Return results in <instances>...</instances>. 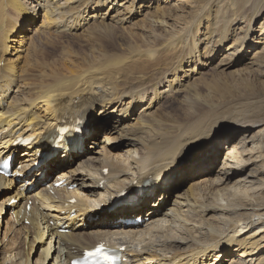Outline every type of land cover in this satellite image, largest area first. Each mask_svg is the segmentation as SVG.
Returning <instances> with one entry per match:
<instances>
[{
	"label": "bare ground",
	"instance_id": "6f19581e",
	"mask_svg": "<svg viewBox=\"0 0 264 264\" xmlns=\"http://www.w3.org/2000/svg\"><path fill=\"white\" fill-rule=\"evenodd\" d=\"M124 30L149 40L49 60L63 35ZM229 76L264 81L259 0H0V164L19 161L0 175V264H32L35 243L36 264L98 245L122 264H264V96L218 97Z\"/></svg>",
	"mask_w": 264,
	"mask_h": 264
},
{
	"label": "rangeland",
	"instance_id": "374dc122",
	"mask_svg": "<svg viewBox=\"0 0 264 264\" xmlns=\"http://www.w3.org/2000/svg\"><path fill=\"white\" fill-rule=\"evenodd\" d=\"M186 1L188 3H190L191 0H186ZM163 2H166V0H163ZM261 5H264V0H262V1L259 0V6H261ZM183 8L186 9V8H188V6L185 5V6H183ZM178 14L179 13L176 10L173 11V13H172L173 18L176 17ZM205 23H206V21L204 20V22H202V27L204 26L203 24H205ZM30 31L28 33H26V36H29ZM127 34H129V35H127ZM145 35H147V34H145L142 31L124 30V32H121L120 34L119 33H113V34L108 33V35H105L104 36L105 38H103L101 36V33H99L98 35H96V37L90 43H84V41H79L78 39L76 40L75 38H73L69 35H63L61 37V39H59V41L56 43L55 46L48 47V50L50 52L49 60L51 59L50 62H56L58 64L63 62L62 61L63 58H61V56H62L61 52L62 51L69 53L68 56L64 57L65 59H74L76 61L77 60L80 61L84 57V55H86V56H87V54L91 55L93 51H95L97 53L108 54V55L109 54L120 55V53H122L124 51L123 49L128 47L130 42L133 44L141 46L146 41H148L149 39H147L145 37ZM221 80H223L222 81L223 86L219 88L220 91L217 93L219 94L218 97L220 95L222 96L221 97L222 99H225V100L231 99L232 96L229 97L228 94H236L238 92H241L243 94H254L255 93L257 95L264 96V81L263 80H260V81L257 80V82L253 85L252 88L247 87L248 79L240 78L239 76L234 77V78H231L229 76V77L222 78ZM253 91H254V93H252ZM225 100H222L221 103L222 102L224 103ZM176 105H177L176 102L172 103V105H171L172 109L171 110L175 111ZM229 112H231V111L229 110ZM16 165H17V162H16ZM57 174H58V171L54 172L52 174L51 178H53ZM8 207L9 206H7V209H8ZM5 209L3 211L4 216L2 218V219H4V223H3V227H2L1 240H3L2 238L4 237L5 226H6V223L8 221L7 218L8 217H9V219L11 218V214L9 211L7 212V215L5 214ZM138 221L141 223V220H138ZM27 226H28V224H27ZM20 241L23 242L21 239H20ZM41 246L42 245L40 243H35V247H34L33 251L31 252V255L29 257L32 264H36V262H37L36 260L39 259V256H40L41 250H42ZM230 261L231 260L229 258V260L227 261L226 264H230Z\"/></svg>",
	"mask_w": 264,
	"mask_h": 264
},
{
	"label": "snow or ice",
	"instance_id": "6c2138e0",
	"mask_svg": "<svg viewBox=\"0 0 264 264\" xmlns=\"http://www.w3.org/2000/svg\"><path fill=\"white\" fill-rule=\"evenodd\" d=\"M101 251L102 249H97L96 253H90V255H98ZM105 259H108V257H105Z\"/></svg>",
	"mask_w": 264,
	"mask_h": 264
}]
</instances>
